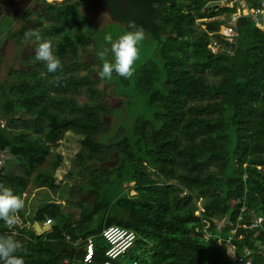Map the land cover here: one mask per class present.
<instances>
[{
    "label": "trees",
    "instance_id": "obj_1",
    "mask_svg": "<svg viewBox=\"0 0 264 264\" xmlns=\"http://www.w3.org/2000/svg\"><path fill=\"white\" fill-rule=\"evenodd\" d=\"M85 1L43 2L35 23L22 18L19 29L7 31L22 46L23 33L38 29L52 42L62 69L49 73L33 53L27 60L31 68L12 69L10 81L0 82V153H8L20 170L5 163L0 184L22 199L31 175L35 189H58L56 176L38 167L50 146L72 133L78 137L74 160L83 181L71 189L93 191L92 201L70 202L78 212L68 220L49 205L37 209L32 221L55 222L41 234L32 225L8 229L0 220V235L19 231L15 238L27 253L17 255L25 264H84L83 245L76 243L90 236L94 256L88 264H104L108 244L100 233L110 225L136 232L127 251L132 264H234L231 246L236 254L252 250L251 264H264V29L240 17L238 36L223 40L219 27L235 13L236 2L208 8L221 0H99L113 21L127 30L134 21L156 42L154 58L131 78L117 75V80L119 88L130 82L157 112L136 117L127 136L122 131L103 143L97 140L108 132L102 106L75 97L86 91L93 101L100 93L91 72L76 71L80 48L93 35V22L80 11ZM110 159L114 166L99 167ZM62 163L57 154L53 165ZM130 183L132 188L124 189ZM199 206L204 211L196 215ZM253 218L260 224L249 228Z\"/></svg>",
    "mask_w": 264,
    "mask_h": 264
},
{
    "label": "rangeland",
    "instance_id": "obj_2",
    "mask_svg": "<svg viewBox=\"0 0 264 264\" xmlns=\"http://www.w3.org/2000/svg\"><path fill=\"white\" fill-rule=\"evenodd\" d=\"M227 1L221 0L219 6H231L233 0L229 3ZM43 2L62 4L66 0H0V82L7 83L10 81L8 74L12 69L19 70L23 66L29 65L31 68V64L27 60L31 59V55L34 53L37 44L33 40H25L22 46H17L9 39L7 31L19 29L23 25L22 18H25L29 25L35 23L37 17L40 15L38 10L44 6ZM27 10L31 11V13L28 16H24L23 13ZM80 11L93 22V35L91 43L87 44L85 49L80 48L78 54L79 64L76 71L80 75L91 72V78L95 80V86L100 93L95 96L93 101L89 98L86 91L78 92L75 97L78 103H100L103 108L101 118L108 128V132L98 135L97 140L108 143L119 136L122 131L123 135L127 136L136 117H150L157 110L146 105L145 97L138 94L130 82H127L125 88L121 84L120 88H122L125 94L122 93L118 87L119 83L115 73H113L111 80L101 79L98 75V69L102 67V62L97 58L96 53L104 47H110L104 41L105 34L111 33L113 39H116L119 35L129 30L113 21L108 9L98 0H86ZM223 20H225L224 17ZM46 22L47 20H43V23ZM197 24L200 25L201 22L198 21ZM139 47L140 56L134 65V70L144 61L155 57L156 42L149 34L145 33V39ZM109 59L111 60L110 55ZM84 64H87L88 67L84 68ZM79 149L78 137L72 133H67L59 144L50 146V154L46 162L38 168L56 176L57 181L61 183L58 189L52 190L46 188L37 190L33 185L34 176L31 175L29 186L23 194L25 201V211L23 213L27 215L25 216L26 218L32 216V213L36 212L37 209L49 205L55 212H60V215H63L64 219H73L78 210L74 206H70V202L83 201L88 204L91 203L93 191L80 193L78 190L71 189L73 185H80L83 181L77 173L79 166L74 160V156ZM57 154L63 157V163L59 168L53 165ZM5 163L11 166L13 170L20 171L15 165H12V160L8 153H0V168ZM115 164L116 161L110 159L105 163H99V167H112ZM69 171L73 172L74 176H70ZM133 184H124L123 187L126 190L128 188L131 189ZM119 193V191L116 192V194ZM130 194H134V192L130 190ZM12 232L18 234L19 231L16 229ZM129 253L127 252L119 257L121 264H132ZM229 254L231 255L232 253L229 252Z\"/></svg>",
    "mask_w": 264,
    "mask_h": 264
},
{
    "label": "clouds",
    "instance_id": "obj_3",
    "mask_svg": "<svg viewBox=\"0 0 264 264\" xmlns=\"http://www.w3.org/2000/svg\"><path fill=\"white\" fill-rule=\"evenodd\" d=\"M129 31L113 39L111 33L104 36V41L110 47H104L96 55L102 62L98 69L101 79L111 80L113 73L125 79L134 75V65L140 56L139 45L145 39L142 26L134 21L128 22ZM24 39L33 40L37 47L34 49L35 60L42 62L49 73L62 69L61 60L54 54L50 40L44 39L38 29H28L23 33ZM111 56V60L109 59ZM54 83L59 86L62 81L57 78ZM25 201L21 196L15 195L12 190L0 184V220L8 229H13L21 223L18 213L24 208ZM16 233L0 235V264H25L23 256L17 253H27Z\"/></svg>",
    "mask_w": 264,
    "mask_h": 264
},
{
    "label": "built area",
    "instance_id": "obj_4",
    "mask_svg": "<svg viewBox=\"0 0 264 264\" xmlns=\"http://www.w3.org/2000/svg\"><path fill=\"white\" fill-rule=\"evenodd\" d=\"M236 2V11L231 14L228 18L224 20V24L220 27L218 31L220 37L228 42L233 41L237 36L236 22L240 17H247L253 23L255 27L262 29L264 27V0H233V3ZM210 49L215 52L218 50V45L215 42L209 44ZM4 122L0 120V126H3ZM242 210H244L242 208ZM204 209L199 206L196 215H200ZM51 219H47L44 224L49 225ZM260 224V219L253 218L250 222L249 228H255ZM246 227V225H241ZM206 228H209V223L206 222ZM235 233V229L228 231V234L231 236ZM210 234H206L205 238L207 239ZM102 237L108 244V247L105 251V261L104 264H113V260H117L119 257L123 256L129 249H131L137 239V234L131 229L120 227L117 225H110L104 227L100 233ZM68 240L69 238L66 237ZM230 241V238L227 239ZM221 242L220 239L216 241L217 244ZM82 243L85 250L82 262L88 264L92 261L94 256V237L90 236L85 240L79 241L76 245ZM229 252L232 254L229 256L234 264H251L253 251L250 249H245L242 254H236L234 252V246H231ZM66 262V261H65Z\"/></svg>",
    "mask_w": 264,
    "mask_h": 264
},
{
    "label": "water",
    "instance_id": "obj_5",
    "mask_svg": "<svg viewBox=\"0 0 264 264\" xmlns=\"http://www.w3.org/2000/svg\"><path fill=\"white\" fill-rule=\"evenodd\" d=\"M99 1V0H98ZM219 1H212V2H209L208 4H207V7L208 8H211V7H215V6H219ZM55 224V222H54V220H51V223L49 224V225H42V226H40L39 224H38V222H35V231L37 232V233H40V232H42V231H44V230H47V229H49L51 226H53ZM81 250L82 251H84L85 250V248H84V246L81 248ZM113 263L114 264H117L118 263V261L117 260H113Z\"/></svg>",
    "mask_w": 264,
    "mask_h": 264
},
{
    "label": "crops",
    "instance_id": "obj_6",
    "mask_svg": "<svg viewBox=\"0 0 264 264\" xmlns=\"http://www.w3.org/2000/svg\"><path fill=\"white\" fill-rule=\"evenodd\" d=\"M37 190H39V189H37ZM23 211H25V209L23 208ZM35 213V212H34ZM34 213H32V216H30V217H28V218H26L25 216H27V215H24V217H20L21 218V223L19 224V225H22L23 224V226L25 227V229L26 230H30L31 229V225L33 226V229H35V222H37V221H32V217H33V215H34ZM53 220V219H52ZM40 226H42V225H44V223L43 224H41V223H38ZM28 228V229H27ZM35 231V230H34ZM44 231H42V232H40V233H37L36 231H35V233L36 234H41V233H43ZM83 247V246H82ZM81 247V248H82Z\"/></svg>",
    "mask_w": 264,
    "mask_h": 264
},
{
    "label": "bare ground",
    "instance_id": "obj_7",
    "mask_svg": "<svg viewBox=\"0 0 264 264\" xmlns=\"http://www.w3.org/2000/svg\"><path fill=\"white\" fill-rule=\"evenodd\" d=\"M219 3H220V1H219ZM264 29V27L261 29V30H263ZM210 48V47H209Z\"/></svg>",
    "mask_w": 264,
    "mask_h": 264
}]
</instances>
